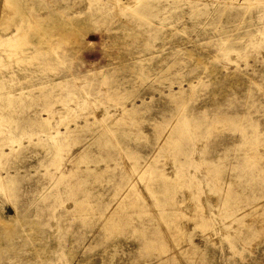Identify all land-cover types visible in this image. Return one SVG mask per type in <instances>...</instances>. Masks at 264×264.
<instances>
[{"label": "rangeland", "instance_id": "obj_1", "mask_svg": "<svg viewBox=\"0 0 264 264\" xmlns=\"http://www.w3.org/2000/svg\"><path fill=\"white\" fill-rule=\"evenodd\" d=\"M0 264H264V0H0Z\"/></svg>", "mask_w": 264, "mask_h": 264}, {"label": "bare ground", "instance_id": "obj_2", "mask_svg": "<svg viewBox=\"0 0 264 264\" xmlns=\"http://www.w3.org/2000/svg\"><path fill=\"white\" fill-rule=\"evenodd\" d=\"M123 214V213H122ZM125 215V214H124ZM121 216V215H120ZM123 216V215H122ZM127 216H128V214H127ZM125 217V216H124ZM122 218V217H121ZM122 221V220H121Z\"/></svg>", "mask_w": 264, "mask_h": 264}]
</instances>
